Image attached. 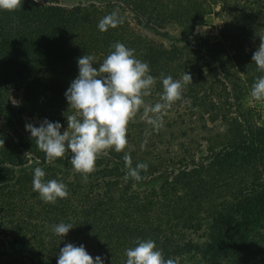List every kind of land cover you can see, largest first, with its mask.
Returning a JSON list of instances; mask_svg holds the SVG:
<instances>
[{
  "label": "trees",
  "instance_id": "obj_1",
  "mask_svg": "<svg viewBox=\"0 0 264 264\" xmlns=\"http://www.w3.org/2000/svg\"><path fill=\"white\" fill-rule=\"evenodd\" d=\"M117 9L122 22L100 32L99 20ZM210 15L223 22L215 41L194 33ZM116 42L156 77L147 105L160 100L161 74L183 82L186 72L191 83L158 129L138 110L125 149L98 155L84 180L70 153L47 161L25 124L70 115L64 93L77 59L92 55L98 66ZM261 42L264 0H21L0 11V264H56L65 243L125 264L138 239L177 264H264V125L252 126L250 114L254 102L264 105L250 97ZM125 153L133 167L147 164L142 180L125 179ZM36 167L63 182L67 198L43 202L32 189ZM60 222L75 225L62 240L50 230Z\"/></svg>",
  "mask_w": 264,
  "mask_h": 264
},
{
  "label": "clouds",
  "instance_id": "obj_2",
  "mask_svg": "<svg viewBox=\"0 0 264 264\" xmlns=\"http://www.w3.org/2000/svg\"><path fill=\"white\" fill-rule=\"evenodd\" d=\"M19 6L21 0H0V11H15ZM121 22L117 9L102 17L97 28L103 33L117 28ZM111 49L98 66L92 55L84 54L77 59L78 74L64 93L72 113L66 118L67 127L63 132L60 122L46 118L39 126L25 124V131L31 140H35L47 161L53 162L70 153L73 172L84 180L94 171L98 155L108 150L121 152L125 149L127 125L138 110L143 108L147 124L158 129L163 124L162 113L181 98L184 85L191 83V76L186 72L183 82L161 74L160 100L147 105L144 97L151 94L156 84L148 63L136 58L134 50L123 43L116 42ZM251 61L261 75L251 85L250 97L264 101V42L253 52ZM0 143L3 144L2 139ZM123 159L127 167L125 179L142 180L140 172L147 170V164L137 163L133 167L127 153ZM45 175L43 168H34L32 189L40 199L55 204L58 199L67 198V186L56 179L45 180ZM74 227L72 223L60 222L52 225L50 230L62 240ZM124 255L125 264H177L175 259H165L151 239H138L134 247L125 249ZM56 264H105V258L102 255L91 256L83 244L65 243L59 250Z\"/></svg>",
  "mask_w": 264,
  "mask_h": 264
},
{
  "label": "rangeland",
  "instance_id": "obj_3",
  "mask_svg": "<svg viewBox=\"0 0 264 264\" xmlns=\"http://www.w3.org/2000/svg\"><path fill=\"white\" fill-rule=\"evenodd\" d=\"M89 1L91 0H60V3L61 5L65 7H70L78 3H82V2L86 3ZM222 25H223V22L221 21L220 18H216L215 15H210L207 18L206 23L203 26L196 28L194 33L203 39L215 41L218 38V30L222 27ZM167 30L171 33H177L178 31L174 26L167 27ZM10 99L12 102L17 103V104L20 102V96L19 94H16V93H13ZM250 109H252L250 110L252 112L250 113L252 114V120H251L252 126L262 127L264 125V105H258V104H255L254 102L253 104L250 105ZM67 116H68V111L65 113L58 114L54 117V121H58L62 125L61 132L67 127V122H66ZM153 185L155 184H152L149 186L139 185L138 188L136 187V189L137 190L149 189L153 187ZM261 227H264V221H261L258 223V229ZM260 231L261 229L259 230V232ZM254 232L256 231L254 230ZM195 264H202V262L200 260L195 261Z\"/></svg>",
  "mask_w": 264,
  "mask_h": 264
}]
</instances>
